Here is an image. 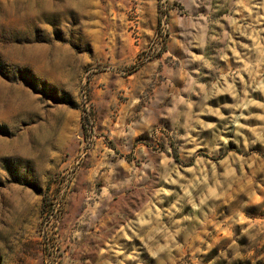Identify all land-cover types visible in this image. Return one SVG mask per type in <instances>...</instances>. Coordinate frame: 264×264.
Masks as SVG:
<instances>
[{
	"label": "rangeland",
	"instance_id": "obj_1",
	"mask_svg": "<svg viewBox=\"0 0 264 264\" xmlns=\"http://www.w3.org/2000/svg\"><path fill=\"white\" fill-rule=\"evenodd\" d=\"M0 264H264V0H0Z\"/></svg>",
	"mask_w": 264,
	"mask_h": 264
},
{
	"label": "crops",
	"instance_id": "obj_2",
	"mask_svg": "<svg viewBox=\"0 0 264 264\" xmlns=\"http://www.w3.org/2000/svg\"><path fill=\"white\" fill-rule=\"evenodd\" d=\"M120 114V111H118V115ZM140 115L142 116V118H144L145 120L148 119V114L147 113H140ZM117 124V123H116Z\"/></svg>",
	"mask_w": 264,
	"mask_h": 264
},
{
	"label": "built area",
	"instance_id": "obj_3",
	"mask_svg": "<svg viewBox=\"0 0 264 264\" xmlns=\"http://www.w3.org/2000/svg\"><path fill=\"white\" fill-rule=\"evenodd\" d=\"M106 69H108V68H106Z\"/></svg>",
	"mask_w": 264,
	"mask_h": 264
}]
</instances>
